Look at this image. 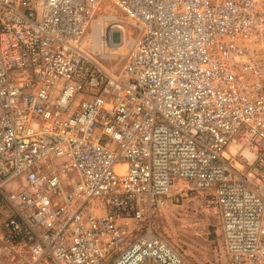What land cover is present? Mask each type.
Returning a JSON list of instances; mask_svg holds the SVG:
<instances>
[{
    "label": "built area",
    "instance_id": "built-area-1",
    "mask_svg": "<svg viewBox=\"0 0 264 264\" xmlns=\"http://www.w3.org/2000/svg\"><path fill=\"white\" fill-rule=\"evenodd\" d=\"M180 183L264 264V0H0V264H185Z\"/></svg>",
    "mask_w": 264,
    "mask_h": 264
},
{
    "label": "rangeland",
    "instance_id": "rangeland-1",
    "mask_svg": "<svg viewBox=\"0 0 264 264\" xmlns=\"http://www.w3.org/2000/svg\"><path fill=\"white\" fill-rule=\"evenodd\" d=\"M108 7L110 14L124 22L123 15ZM182 184L183 187L174 192L170 201L154 214L152 230L182 252L185 264H229L219 215L212 198Z\"/></svg>",
    "mask_w": 264,
    "mask_h": 264
},
{
    "label": "bare ground",
    "instance_id": "bare-ground-1",
    "mask_svg": "<svg viewBox=\"0 0 264 264\" xmlns=\"http://www.w3.org/2000/svg\"><path fill=\"white\" fill-rule=\"evenodd\" d=\"M108 8H109L108 6L105 7V10L103 12H101V14L99 15V18L94 22V24L92 26V30H91L89 37L92 40L94 50H99L102 46L101 33L103 31V26H104V23L106 21L115 20L117 25L119 26V28L124 32V34L125 35L127 34V30L125 28V25L122 24L123 22L121 23V21L118 20L119 18H116L114 15L110 14L108 12L109 11ZM116 16H117V14H116ZM126 42H127V40H126ZM178 187H183V184L180 183L178 185Z\"/></svg>",
    "mask_w": 264,
    "mask_h": 264
}]
</instances>
